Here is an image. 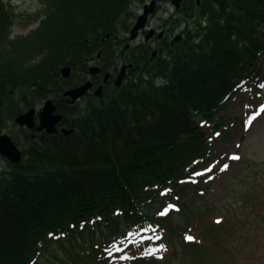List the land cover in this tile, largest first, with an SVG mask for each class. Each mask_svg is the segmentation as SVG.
<instances>
[{
    "label": "trees",
    "instance_id": "obj_1",
    "mask_svg": "<svg viewBox=\"0 0 264 264\" xmlns=\"http://www.w3.org/2000/svg\"><path fill=\"white\" fill-rule=\"evenodd\" d=\"M40 1L26 18L0 0V135L8 131L24 154L0 171V264H215L214 246L232 241L220 235L226 221L197 219L193 196L213 163L197 120L222 130L228 104L261 74L264 0H202L199 8L185 0L193 20L185 40L150 68L135 57L124 88L85 112L68 110L63 92L80 85L86 59L101 50L103 65L146 0ZM39 20L14 34L17 22ZM50 98L74 133L24 143L16 118ZM169 204L181 208L195 242L178 234L175 213L159 217ZM150 225L165 229L162 253L128 244Z\"/></svg>",
    "mask_w": 264,
    "mask_h": 264
},
{
    "label": "rangeland",
    "instance_id": "obj_2",
    "mask_svg": "<svg viewBox=\"0 0 264 264\" xmlns=\"http://www.w3.org/2000/svg\"><path fill=\"white\" fill-rule=\"evenodd\" d=\"M2 1L11 4L16 13L23 16L40 8L38 0ZM33 26L18 22L14 32L26 34ZM261 72L257 80L248 84L247 91L244 89L234 98L222 114L224 131H228V135L201 125L212 141L215 165L212 183L203 186L208 191L199 193L194 199L196 211L202 210L197 219L199 224L205 221L209 224L210 219H224L225 227L220 235L230 237L232 241L222 240V245L214 246L222 255L214 258L215 264L223 258H227V264H264V60ZM201 120L198 119V123L201 124ZM5 165L0 160V170ZM207 207L212 211L209 212ZM230 217L233 218L231 221ZM181 227L182 231H187L185 224ZM58 253L63 255L61 251ZM47 259L49 257H43L42 261ZM49 261L53 263L54 259ZM174 264L183 263L176 260ZM189 264L193 263L189 261Z\"/></svg>",
    "mask_w": 264,
    "mask_h": 264
},
{
    "label": "flooded vegetation",
    "instance_id": "obj_3",
    "mask_svg": "<svg viewBox=\"0 0 264 264\" xmlns=\"http://www.w3.org/2000/svg\"><path fill=\"white\" fill-rule=\"evenodd\" d=\"M172 1L173 0H171L169 3L172 4ZM167 6H168V4L166 5V12L164 14L169 16V17L172 16L173 19L178 20L180 18L179 16H181V14L180 15L177 14L175 12V10H177V9H175V8L173 9L172 5H171L172 7L170 6L172 8V10L169 8V6L167 8ZM154 19H155V16H154V18L151 19V24H149V28L155 29L156 33H154V35L151 36L150 38L147 37V34H148L147 32H149V31H142L140 34L143 35V40L141 39L138 44L132 45V44H129V42L125 40L126 43H124V44L110 45L109 48L112 49L114 52H111L108 54V59L110 60L109 67H108L109 71H107L106 73H104L102 75H100L99 73L94 75V76L91 75L90 81L92 82L93 87L89 91L88 95L80 101V104L84 105L86 103H90L93 100H96L97 98L104 97L106 89L113 91V86L117 87L115 85L117 78L119 77V75L123 71V68L126 67V75H125V78H124L122 85L120 86V87H122L124 85V83L126 81H128L129 78L131 77L130 69L133 66H131L132 64H131V62H128V60L132 59V56L138 50L137 48L155 47L154 52H156V55H155V57H156L160 53L161 49L165 50L168 48L166 45L167 43L169 44L170 47H174L177 43L182 41L180 38H177L178 42H176L174 45L172 44L173 40L176 37H179V36L183 37V35H185L184 30L187 29V25H183V23H181V24L177 25L176 28L174 29L171 26H166V24L162 25L161 20H158V19H155L156 20L155 24H153ZM159 26H162V28H159ZM158 31H160V33H157ZM173 31H175L174 34L171 33ZM152 55H154V53ZM111 57H112V60H111ZM87 61L89 63V71H91V66L93 64H95V61L90 60V59H88ZM115 61H116V63H115ZM107 74H109V78L106 80ZM120 87H118V89ZM100 88H103V93L97 94V92ZM38 128H39V122H37L35 129L28 131V133L31 132L32 138H34L36 140H40V139L44 138L45 135H47L46 131H44V130L39 131Z\"/></svg>",
    "mask_w": 264,
    "mask_h": 264
},
{
    "label": "water",
    "instance_id": "obj_4",
    "mask_svg": "<svg viewBox=\"0 0 264 264\" xmlns=\"http://www.w3.org/2000/svg\"><path fill=\"white\" fill-rule=\"evenodd\" d=\"M174 2L177 3V0H174ZM155 6H156V0H153L150 6L145 7V13L138 19L136 26L132 30L131 33L132 40H134L137 37L139 30L145 28L148 22V17L150 14L154 12ZM150 34H152V31ZM95 69L99 71L98 68ZM70 72H71L70 68L64 69L63 70L64 77L68 78L70 76ZM122 78L123 75L119 77L117 81L118 85L121 84ZM90 86L91 84L89 83L80 89L67 92L66 95L72 97L73 100L75 101L78 98L85 95V93L87 92L88 88H90ZM55 110L56 109L51 101L46 103L45 109L42 113L40 130H42L43 128H47L49 132H56L55 127L56 124L61 120V116H53ZM34 115H35V111L31 110L30 112L20 116L17 119V123L21 126L33 127ZM0 154L14 163H20L22 160L21 151L17 148V146L14 144V142L12 141L9 135H2L0 137Z\"/></svg>",
    "mask_w": 264,
    "mask_h": 264
},
{
    "label": "snow or ice",
    "instance_id": "obj_5",
    "mask_svg": "<svg viewBox=\"0 0 264 264\" xmlns=\"http://www.w3.org/2000/svg\"><path fill=\"white\" fill-rule=\"evenodd\" d=\"M233 159H239V157H233ZM224 167L227 168V165H225ZM189 239H191V237H189Z\"/></svg>",
    "mask_w": 264,
    "mask_h": 264
}]
</instances>
